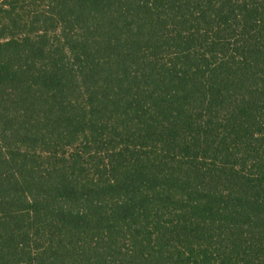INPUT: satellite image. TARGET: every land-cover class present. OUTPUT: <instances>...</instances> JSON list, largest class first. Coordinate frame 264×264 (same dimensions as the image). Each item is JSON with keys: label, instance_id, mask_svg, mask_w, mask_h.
Returning <instances> with one entry per match:
<instances>
[{"label": "trees", "instance_id": "16d2710c", "mask_svg": "<svg viewBox=\"0 0 264 264\" xmlns=\"http://www.w3.org/2000/svg\"><path fill=\"white\" fill-rule=\"evenodd\" d=\"M0 264H264V0H0Z\"/></svg>", "mask_w": 264, "mask_h": 264}]
</instances>
